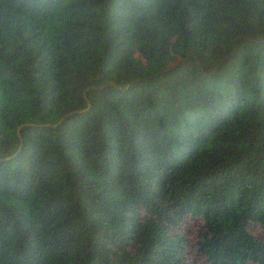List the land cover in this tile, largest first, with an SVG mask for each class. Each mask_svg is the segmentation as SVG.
I'll return each mask as SVG.
<instances>
[{"label":"trees","instance_id":"obj_1","mask_svg":"<svg viewBox=\"0 0 264 264\" xmlns=\"http://www.w3.org/2000/svg\"><path fill=\"white\" fill-rule=\"evenodd\" d=\"M0 264H264V0H0Z\"/></svg>","mask_w":264,"mask_h":264},{"label":"rangeland","instance_id":"obj_2","mask_svg":"<svg viewBox=\"0 0 264 264\" xmlns=\"http://www.w3.org/2000/svg\"><path fill=\"white\" fill-rule=\"evenodd\" d=\"M187 232H188V230H187Z\"/></svg>","mask_w":264,"mask_h":264}]
</instances>
